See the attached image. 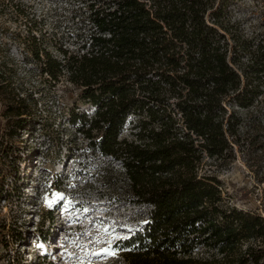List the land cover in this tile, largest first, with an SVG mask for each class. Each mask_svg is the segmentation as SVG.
<instances>
[{
  "label": "trees",
  "instance_id": "1",
  "mask_svg": "<svg viewBox=\"0 0 264 264\" xmlns=\"http://www.w3.org/2000/svg\"><path fill=\"white\" fill-rule=\"evenodd\" d=\"M83 3L86 28L76 50L58 48L60 58L31 51L41 74L79 87L77 103L90 104L92 114L72 111L69 121L121 162L133 202L149 207L141 227L117 242L123 261L263 262L264 216L227 204L202 162L229 159L239 110L264 101V34H234L226 0ZM23 102L7 107L22 115ZM130 115V138L121 137ZM199 248L222 258H198Z\"/></svg>",
  "mask_w": 264,
  "mask_h": 264
},
{
  "label": "rangeland",
  "instance_id": "2",
  "mask_svg": "<svg viewBox=\"0 0 264 264\" xmlns=\"http://www.w3.org/2000/svg\"><path fill=\"white\" fill-rule=\"evenodd\" d=\"M83 1L0 0V264H40L39 257L45 264H126L117 242L149 211L133 202L121 162L69 121L72 111L92 114L90 104L77 103L79 87L41 74L31 51L60 58L58 48L76 50L86 28ZM226 1L234 34H264V0ZM18 98L27 113L8 109ZM239 112L231 157L204 158L202 166L220 180L227 204L264 216V101ZM134 121L127 118L121 137L130 138ZM194 256L222 258L204 248Z\"/></svg>",
  "mask_w": 264,
  "mask_h": 264
},
{
  "label": "snow or ice",
  "instance_id": "3",
  "mask_svg": "<svg viewBox=\"0 0 264 264\" xmlns=\"http://www.w3.org/2000/svg\"><path fill=\"white\" fill-rule=\"evenodd\" d=\"M103 251H106V252H108V251H109V249H104Z\"/></svg>",
  "mask_w": 264,
  "mask_h": 264
}]
</instances>
